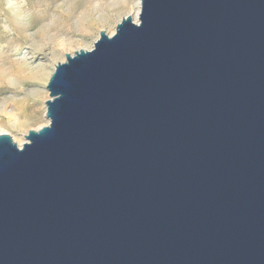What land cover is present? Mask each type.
Returning <instances> with one entry per match:
<instances>
[{
    "label": "water",
    "instance_id": "water-1",
    "mask_svg": "<svg viewBox=\"0 0 264 264\" xmlns=\"http://www.w3.org/2000/svg\"><path fill=\"white\" fill-rule=\"evenodd\" d=\"M46 88L0 133V264H264V0H140Z\"/></svg>",
    "mask_w": 264,
    "mask_h": 264
},
{
    "label": "rangeland",
    "instance_id": "rangeland-1",
    "mask_svg": "<svg viewBox=\"0 0 264 264\" xmlns=\"http://www.w3.org/2000/svg\"><path fill=\"white\" fill-rule=\"evenodd\" d=\"M136 8L137 0H0V133L22 146L30 129L48 124L55 65L92 49L100 30L114 34Z\"/></svg>",
    "mask_w": 264,
    "mask_h": 264
},
{
    "label": "bare ground",
    "instance_id": "bare-ground-1",
    "mask_svg": "<svg viewBox=\"0 0 264 264\" xmlns=\"http://www.w3.org/2000/svg\"><path fill=\"white\" fill-rule=\"evenodd\" d=\"M139 11H140V0H137V8H136V10L133 13L129 14V15H131L133 17V20L135 22L138 21ZM1 132H7V131L3 130Z\"/></svg>",
    "mask_w": 264,
    "mask_h": 264
}]
</instances>
